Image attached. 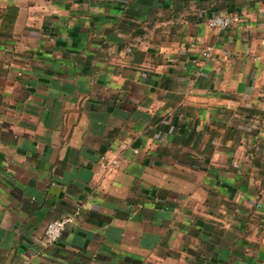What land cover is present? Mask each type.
Returning <instances> with one entry per match:
<instances>
[{
    "label": "crops",
    "instance_id": "obj_1",
    "mask_svg": "<svg viewBox=\"0 0 264 264\" xmlns=\"http://www.w3.org/2000/svg\"><path fill=\"white\" fill-rule=\"evenodd\" d=\"M0 264H264V0H0Z\"/></svg>",
    "mask_w": 264,
    "mask_h": 264
},
{
    "label": "built area",
    "instance_id": "obj_2",
    "mask_svg": "<svg viewBox=\"0 0 264 264\" xmlns=\"http://www.w3.org/2000/svg\"><path fill=\"white\" fill-rule=\"evenodd\" d=\"M239 22V18L233 15L216 16L207 21V26L211 29L223 31L236 25ZM212 53L211 47H206L202 56L209 58ZM83 207L81 205L75 207L68 215L49 222L45 228L42 243L44 246H54L58 244L63 232L69 225L76 224L82 218Z\"/></svg>",
    "mask_w": 264,
    "mask_h": 264
}]
</instances>
